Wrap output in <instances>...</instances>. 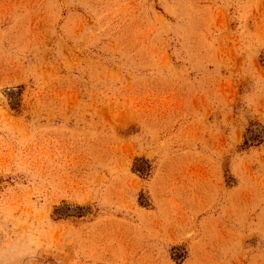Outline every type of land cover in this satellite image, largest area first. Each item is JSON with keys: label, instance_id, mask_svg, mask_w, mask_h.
Masks as SVG:
<instances>
[{"label": "rangeland", "instance_id": "rangeland-1", "mask_svg": "<svg viewBox=\"0 0 264 264\" xmlns=\"http://www.w3.org/2000/svg\"><path fill=\"white\" fill-rule=\"evenodd\" d=\"M0 264H264V0H0Z\"/></svg>", "mask_w": 264, "mask_h": 264}]
</instances>
